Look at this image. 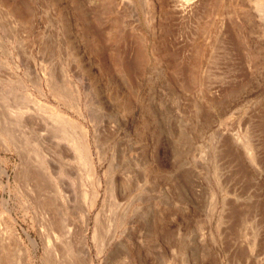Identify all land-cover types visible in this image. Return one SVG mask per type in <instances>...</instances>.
<instances>
[{
	"label": "rangeland",
	"instance_id": "374dc122",
	"mask_svg": "<svg viewBox=\"0 0 264 264\" xmlns=\"http://www.w3.org/2000/svg\"><path fill=\"white\" fill-rule=\"evenodd\" d=\"M0 172V264H264V0H0Z\"/></svg>",
	"mask_w": 264,
	"mask_h": 264
},
{
	"label": "bare ground",
	"instance_id": "6f19581e",
	"mask_svg": "<svg viewBox=\"0 0 264 264\" xmlns=\"http://www.w3.org/2000/svg\"><path fill=\"white\" fill-rule=\"evenodd\" d=\"M7 51V50H6ZM13 64V63H12ZM14 66H16L14 64ZM9 70V68H8ZM11 70V69H10ZM11 72V71H9ZM13 72V71H12ZM12 74L15 79H17L18 81L20 82H24L23 79L18 75L16 74L15 72L14 73H10ZM26 76V75H25ZM28 77V75H27ZM35 78V77H34ZM36 79V78H35ZM38 80V79H37ZM30 81V80H29ZM37 83V81H35ZM39 84V83H37ZM40 91V90H39ZM31 96V95H30ZM26 99V98H25ZM33 99V98H32ZM34 101V100H33ZM24 102V101H23ZM35 104L37 106V109L40 108L41 110L43 108H47L48 106L46 104H44L43 102L41 101H36L35 100ZM39 109V110H40ZM50 109H53V108H50ZM53 114V119H55L58 123H62L64 125V127L68 128V130L70 132H73V131H77L79 136H78V139L75 140V142H73V149L75 151V153H77V156L80 157V159H82V162L84 163V166L87 168V171H88V176H90V178L92 177V185H91V188H92V197H91V200L90 202L88 203H84L83 204V208H82V213H83V217H82V223L83 224H86L87 223V220H88V216L90 214V211L94 208V205H95V201L98 197V187H100V179L99 178H96V168H95V165H94V162H93V158H92V151H91V145H90V139H89V133H88V130L86 128H84L80 123H78L77 121L63 115L62 113L60 112H57L55 110V113H54V110H52ZM75 112L81 116V117H84L83 114L81 113L80 111V108L79 106H75ZM24 113V112H22ZM24 116V115H23ZM22 117V116H21ZM20 119V118H19ZM24 122H28L29 120H33L35 119L34 117L32 116H28L26 115L25 117H22L21 118ZM40 121V120H39ZM38 121H36L37 123ZM39 123V122H38ZM42 124V122H41ZM45 124V123H44ZM43 124V125H44ZM42 126V125H41ZM39 133V132H38ZM35 134V133H34ZM42 136V134L40 135ZM39 134L36 133V138L39 142L42 143L43 141V136L40 137ZM67 153V150L64 148V147H61V154L62 155H65ZM61 155V156H62ZM3 172V170H2ZM2 172H0V175L2 174ZM106 174V173H105ZM37 176V175H36ZM35 176V177H36ZM37 181V180H36ZM44 181V179H43ZM113 180H106L105 181V191L106 193L107 192H111L112 191V184L114 182H112ZM36 183V182H34ZM35 186V185H34ZM44 186V185H43ZM39 188V187H38ZM62 200H65L66 202L67 199L66 197H62ZM67 204V203H66ZM66 204L64 203L65 207ZM62 208V207H61ZM63 210H64V207H63ZM66 211V214H67V210L65 208ZM63 211V212H64ZM102 210L98 212V214L95 216V232L96 230L98 229V225L100 224V220H101V216H102ZM0 214L2 216H5V218L8 220V221H11L10 219V216L9 214L7 213L6 210H0ZM63 214V213H61ZM65 216V215H64ZM63 217V216H62ZM66 217V216H65ZM64 218V217H63ZM55 219V218H54ZM53 219V220H54ZM66 219V218H65ZM64 219V220H65ZM71 220V219H70ZM56 221V220H55ZM54 221V222H55ZM61 221V220H60ZM55 228H57V232L60 233L61 235H63L64 237L66 235H69L70 236V244L71 246L73 247V249L76 251V253H78L77 256L81 257L83 260H84V264H92L91 263V259H90V250L86 244V241H85V237L84 235L82 234V227H77V228H66L65 225L61 222V225L59 223H54L53 224ZM9 234H13V230L11 227H9ZM95 235V234H94ZM93 235V240L95 239V236ZM43 240V239H42ZM78 245V246H77ZM72 251V250H71ZM73 252V251H72ZM74 253V252H73ZM75 253V254H76Z\"/></svg>",
	"mask_w": 264,
	"mask_h": 264
}]
</instances>
